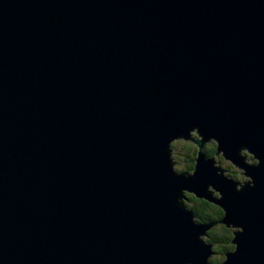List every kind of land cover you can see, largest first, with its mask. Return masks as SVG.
<instances>
[{"label":"water","instance_id":"obj_1","mask_svg":"<svg viewBox=\"0 0 264 264\" xmlns=\"http://www.w3.org/2000/svg\"><path fill=\"white\" fill-rule=\"evenodd\" d=\"M192 125L196 173L173 175ZM181 187L243 225L226 264H264V0H0V264H214Z\"/></svg>","mask_w":264,"mask_h":264},{"label":"clouds","instance_id":"obj_2","mask_svg":"<svg viewBox=\"0 0 264 264\" xmlns=\"http://www.w3.org/2000/svg\"><path fill=\"white\" fill-rule=\"evenodd\" d=\"M186 135L184 133L180 134H174L166 141V159L168 162V167L173 175L176 176H183L185 178L187 177H193L196 173L197 169V163L195 161L196 156V145L201 142V137H204V134L200 130L199 125H192L186 129ZM199 133V134H198ZM176 137H188L192 140H194V143H191L188 145L190 148V158L185 160L184 157H181L179 162H176L173 154L170 152V144ZM209 137H214L215 140L219 141L216 136L214 135H208L206 139ZM219 148L222 150V152L225 154V150L220 147V141H219ZM237 156L242 160L243 165L249 166V167H258L260 166V158L254 154L253 151L249 149L247 145L241 144L237 150H236ZM226 155V154H225ZM211 161V167L216 170V174L219 176H222L226 180L232 182L233 184V190L237 193L245 190V187L247 188H253L255 187V180L253 177L247 173V169L244 166H241L240 169H234L231 173L225 172L221 169L220 166L214 164L212 160ZM238 164V163H237ZM214 188L216 190V201H220L223 199V194L220 191L219 188L215 187L212 183H209L206 185L204 191L207 192L209 188ZM188 187H181L179 188L178 194L175 196V203L178 208H182L184 211H187L186 204L187 201L184 199V193L186 190H188ZM219 205H222L218 202H216ZM213 214H218L224 216L223 223L228 225L229 227L225 228L223 225H221L220 228L215 229V232L217 235L222 238L220 241H218L215 244L214 251L211 255V259L215 261V264H226L228 260L229 254H235L238 250V243L236 242V235L241 234L244 231V227L241 224L235 223L234 221H226L227 217V209L222 206L221 209H215V212ZM191 222L194 225H200L199 222H197L196 218L191 215L190 217ZM196 239L200 241L202 244H207L204 242L206 237L203 232H197L196 233ZM177 264H193L192 260H179ZM204 264H209V255H206L204 258Z\"/></svg>","mask_w":264,"mask_h":264},{"label":"trees","instance_id":"obj_3","mask_svg":"<svg viewBox=\"0 0 264 264\" xmlns=\"http://www.w3.org/2000/svg\"><path fill=\"white\" fill-rule=\"evenodd\" d=\"M178 144H180V142H178ZM189 144H191V143L184 144L181 142V147L179 149H176L180 153V154H178L175 151V156H176L178 162L181 159L180 157H184L185 160L190 158L189 153L191 150L188 147ZM198 150H199V147L196 145L195 161H196V157L198 154ZM204 151L211 157L215 156L221 162V164L224 165V163H223L224 158L222 157V155L216 156L217 142L212 141L211 143L205 144ZM226 169L228 170V173H231L233 171L232 170L233 167L231 165H228L226 167ZM186 200H187L186 205L188 206V208L190 210L193 211V213L196 217V220L203 223V224L211 226L210 230L207 231L206 241L214 245L213 249H212L214 251L215 244L222 239L217 235V233L215 232V229L220 228L221 225H223V227L227 228L226 225L221 223L223 216L218 215V214H213L215 212V209H221V208L212 202H209V201L204 200V199H199L194 194L189 193V192L186 193ZM210 260L212 263L215 264V261H213L212 259H210Z\"/></svg>","mask_w":264,"mask_h":264},{"label":"rangeland","instance_id":"obj_4","mask_svg":"<svg viewBox=\"0 0 264 264\" xmlns=\"http://www.w3.org/2000/svg\"><path fill=\"white\" fill-rule=\"evenodd\" d=\"M178 142H180V144H178ZM181 142L184 143V144H188V143H194V140H192V139H186V138H184V140H182V139H180V138H177V139H175V140L172 141V145H173L172 154H173V156H174L176 162H178V160H177V158H176V156H175V151H176L178 154H180L176 149H179V148L181 147ZM211 142H212V140L208 141L207 143H211ZM175 145H176V146H175ZM173 152H174V153H173ZM180 158H181V157H180ZM216 161H217V163L220 162L217 158H216ZM220 163H221V162H220ZM223 163H224V165H222V166H223L224 169L228 172V170L226 169V167H227L228 165H231V164L228 163V162H226L225 160L223 161ZM231 166L233 167L232 170H234V169H237V170H238V168H236L235 166H233V165H231ZM210 190H212V189L210 188ZM208 230H210V229H208ZM208 230H207V231H208ZM206 234H207V233H206ZM205 237L207 238V235H205Z\"/></svg>","mask_w":264,"mask_h":264}]
</instances>
